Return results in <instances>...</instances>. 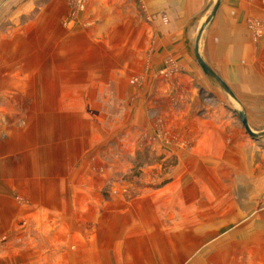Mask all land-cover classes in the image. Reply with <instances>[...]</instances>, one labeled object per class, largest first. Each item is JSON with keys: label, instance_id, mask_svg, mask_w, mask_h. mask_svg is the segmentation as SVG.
Masks as SVG:
<instances>
[{"label": "rangeland", "instance_id": "obj_1", "mask_svg": "<svg viewBox=\"0 0 264 264\" xmlns=\"http://www.w3.org/2000/svg\"><path fill=\"white\" fill-rule=\"evenodd\" d=\"M24 2L0 6V36L15 24L23 30L21 67L0 70V185L16 189L28 206L46 196L52 205L77 206L85 217V248L97 241L109 248L116 232L142 225L150 236L126 237L119 247L196 240L200 249L175 264H262L264 135H250L238 112L263 132L264 100L243 104L204 71L208 84L186 83L184 63L166 56L155 64L153 49L131 62L121 55L126 48L113 44L116 33L111 44L104 33L90 34L87 43L96 22L82 15L92 0L83 10L66 0L67 11L42 36L33 22L40 3L20 21L6 19L28 8ZM235 140L243 157L233 151ZM158 191L168 192L160 195L164 200L178 192L175 211L155 219L149 211L128 224L126 212ZM155 225L161 234H153ZM193 226L213 232L172 236ZM243 239L252 242L238 244ZM66 245L55 247V264H69L57 258ZM129 257L111 258L113 264H141L143 257L162 262L154 250Z\"/></svg>", "mask_w": 264, "mask_h": 264}, {"label": "crops", "instance_id": "obj_2", "mask_svg": "<svg viewBox=\"0 0 264 264\" xmlns=\"http://www.w3.org/2000/svg\"><path fill=\"white\" fill-rule=\"evenodd\" d=\"M18 1L23 0H0V6L16 4ZM24 1L29 7L25 10L15 9L6 19L20 21L19 17L22 14L32 12L40 3L39 12L33 18V22L38 27L35 32L39 36L46 35V29L54 27L57 19L60 20V13L67 11L66 0ZM92 1L90 12L82 15L84 21L89 18L96 22L93 28L87 30V43L91 41L90 34L104 33L105 40L111 44V38L116 33L113 44L126 48L125 53L121 50L120 52L121 55L125 54L124 57H128L129 61L137 63L139 60H144L153 49L155 64L166 56L184 63L182 81L192 83L197 79H203L207 84L209 83L196 59L195 48L200 27L210 17L218 0H142V9L138 0ZM257 20L263 23V26H261L262 32L256 35L255 31L249 28V22ZM203 29L199 40L203 59L223 78L243 104L251 102V98L256 101L264 100V0H221L215 16ZM22 38V26L18 24H15L8 35L0 36V70L11 71L21 67ZM73 38H75L73 35L70 36L71 41ZM160 67V65L154 66L153 70L157 71ZM246 117L248 118L247 114ZM222 135L224 136L225 133ZM216 143L219 144L218 141ZM234 145L233 151H237L239 156H242L239 141L235 140ZM158 192L153 198L137 201L134 210L126 212L131 217L128 218V224H132L134 222L132 220L139 215L147 217L149 211L154 215V219L155 214L160 212L175 211L178 192H171L165 200L160 195L168 192ZM17 194L16 189L0 185V264H55L57 249L55 247L63 243H67L65 251L57 258L62 261L67 259L68 262L70 261L69 264H113L111 258L113 256L150 254L152 250L162 255L160 259L163 263L156 262L157 264H175L178 261L183 262L184 257L200 249L196 240L193 243L192 241L182 243L175 238L168 244L161 241L153 249L144 245L138 248L119 247V241L126 237L140 239L150 236L148 228L142 225L134 226L130 228L131 230L116 232L111 238L115 242L109 248L92 239L90 241L94 243L91 245L92 248L88 246V249L85 248L87 247L85 217L77 206L69 208L67 204L52 205L47 202V196L41 203L28 206V203L18 200ZM142 220L138 221V224H143L144 220ZM155 227L157 229L153 234H161L160 227L156 225ZM178 230V232L172 231V236L213 232L209 227L197 228V226ZM164 233L165 231L162 230V234ZM253 240L255 242L259 239ZM247 242L252 241L238 240V244ZM75 248L77 250H73ZM150 259L143 257L138 261L141 264H156ZM125 262L134 264L133 260L129 259ZM261 263L264 264V260Z\"/></svg>", "mask_w": 264, "mask_h": 264}, {"label": "water", "instance_id": "obj_3", "mask_svg": "<svg viewBox=\"0 0 264 264\" xmlns=\"http://www.w3.org/2000/svg\"><path fill=\"white\" fill-rule=\"evenodd\" d=\"M220 2L221 0H218L216 2V4L214 5L212 11H211V15L210 17L205 21V23L201 26V30H200V33L197 37V41H196V48H195V56H196V59L199 61L202 69L204 70V72L209 75L210 77H213L217 80V82L223 87L224 90H226L234 99L237 100V96L235 94V92L230 88V86L223 80V78L218 75L215 70L213 68H211V66L207 63L206 60L203 59V57L201 56V53H200V44H199V40H200V36L203 32V28L206 26V24H208L211 19L215 16L216 14V11L218 10L219 6H220ZM239 117L240 119L242 120L243 122V125L244 127L246 128L247 132L252 135L254 138L256 139H259L260 136L264 135V131L263 132H260V133H256L254 132L251 127H250V124H249V120H247V117H246V113L243 112V111H240L239 112Z\"/></svg>", "mask_w": 264, "mask_h": 264}, {"label": "built area", "instance_id": "obj_4", "mask_svg": "<svg viewBox=\"0 0 264 264\" xmlns=\"http://www.w3.org/2000/svg\"><path fill=\"white\" fill-rule=\"evenodd\" d=\"M72 6H77L78 10H83L86 7L87 0H70ZM76 8V7H75ZM69 22H72V19H67ZM251 28L254 29L255 34H260L262 32L261 22L260 21H251Z\"/></svg>", "mask_w": 264, "mask_h": 264}]
</instances>
